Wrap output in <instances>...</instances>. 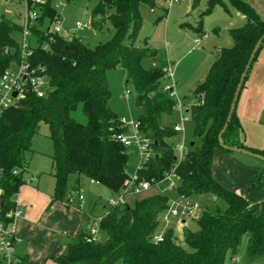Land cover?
<instances>
[{
  "label": "trees",
  "instance_id": "1",
  "mask_svg": "<svg viewBox=\"0 0 264 264\" xmlns=\"http://www.w3.org/2000/svg\"><path fill=\"white\" fill-rule=\"evenodd\" d=\"M155 1L96 0L92 10L96 20L91 25L99 27L108 20L115 33L111 40L94 48L75 37L68 40L54 36L50 40L46 29L58 19L56 9L50 0L40 5L29 2V8L39 14L32 28L36 45L31 64L47 81V92L39 98L28 91L23 99L0 114V167L6 201L3 213L13 209L19 189L26 183L23 177L26 154L31 152V141L40 134L42 123L48 126V138L53 145L49 172L55 180L52 203L69 205L72 193L79 192L83 179L116 195L135 172L154 186L168 174L179 177L171 192L173 197L157 189L154 195L135 200L132 206L127 202L110 208L99 223L105 240L93 241L88 234L79 232L64 252L53 259L54 264H233L227 258L233 260L245 237L244 264L264 259V199L256 208L248 201L249 195L263 189L264 170L254 178L245 196L223 187L211 171L215 150L231 153L220 147L218 135L251 52L264 36V21L245 1L227 0L244 17L245 24L229 31L233 46L216 52L205 79L194 90L199 103L186 111L193 123V146L179 161L175 148L167 143L178 133L160 123L161 116H171L178 104L163 88L170 64L165 56L147 46V39L144 46L136 45L143 26L140 10L143 6L154 7ZM203 2L205 10L201 16L209 14L215 4L223 3L193 0L192 9H198ZM167 14L168 10L163 9L155 24ZM21 31V24L0 12V76L19 60V54L12 55L10 51L18 49L14 36ZM44 45L47 50H43ZM150 59L156 65L145 67L144 62ZM116 67L126 71V84L135 88V105L141 110L137 119L140 132L153 142L155 157L141 170H136L137 157L113 138L123 132L121 120L108 104L106 73ZM222 142L264 156V150L248 148L241 141L235 112ZM199 195H211L224 207L201 208L198 230L184 231L186 247L178 243L171 228L163 229L161 241H154L169 200ZM19 264L33 263L21 258Z\"/></svg>",
  "mask_w": 264,
  "mask_h": 264
},
{
  "label": "rangeland",
  "instance_id": "2",
  "mask_svg": "<svg viewBox=\"0 0 264 264\" xmlns=\"http://www.w3.org/2000/svg\"><path fill=\"white\" fill-rule=\"evenodd\" d=\"M166 1L156 0L154 7L143 6L141 8L140 12L143 18V26L139 32L136 45L144 46V40L147 39L148 47L168 57L171 62L169 68L173 74L172 78L164 81L172 86L173 94L178 104L174 108L171 116H161L160 123L163 127H173L182 124V116L187 118V121L183 123L184 131L167 140L169 145L176 148L175 155L179 157L177 146L183 144L187 151L193 142V123L186 111L190 106L199 103V100L194 95V90L199 82H202L205 78L209 66L214 61L216 50L233 46V39L229 31L242 27L245 24V20H243L241 14L227 0H222V4H215L211 12L204 16H201V13L205 10V2L198 9L193 10V0H172L171 4L170 1L168 4ZM243 1L248 3L264 21V0ZM50 4L58 13V22L63 33H69L71 37L81 40L89 48H94L113 38L115 30L108 20L101 23L99 27L91 25L96 20L92 15L96 0H50ZM2 5L3 2H0L1 12H3ZM163 9L168 10L167 16L155 24L157 17L162 16ZM7 16L13 18L17 23L22 24L23 11L20 6L17 9V16H11L10 14H7ZM76 22L86 24L87 27L82 30H76ZM63 33L60 35L61 37L64 36ZM14 38L19 44L22 41V34L16 33ZM29 39L35 45V39L32 34L29 36ZM155 65L156 63L151 59L144 62L145 67H154ZM15 66L16 64L13 63L11 68L14 69ZM257 69H262L260 78L262 76L264 79V45L261 47L256 60L250 68L237 105L242 103L247 88L253 84V78L256 77L255 72ZM106 76L110 90V98L108 101L110 108L121 121H125L126 123L131 121L137 122L141 110L135 105L137 94L134 86L132 84H126V71L122 67H116L108 70ZM44 83L47 84V81L45 80ZM262 87L264 88V80ZM127 91L129 92L128 97H126ZM261 122L264 124V114L262 115ZM259 125L258 128H261L260 131H263V137L255 134L257 141L264 139V125ZM48 134V126L42 123L40 134L34 136L31 141V152L26 154V172L24 173V178L29 180L34 177L32 179L33 183L39 179V189L44 193L51 194L55 182L53 177L49 175L53 145L48 138ZM229 154L264 165V162L247 155L240 153ZM218 166L219 162L214 157L211 165L213 177L226 189L237 192V187H235L236 182L233 180L230 181L226 173L222 172L221 178L217 177L215 169L219 168ZM71 182H73L72 179H70ZM79 190H82V206L84 203L88 204L93 199L92 197L97 196V214L106 212L109 209L107 202L112 194L105 187L83 179L79 185ZM156 192L157 189L153 188L141 195L128 196V204L132 206L135 200L154 195ZM169 196L173 197L171 193ZM214 199L211 195H199L193 197L192 201L197 203L202 209L204 207H224L221 202H216ZM200 215L201 211H198L190 218L181 219L171 217L168 221H165L163 214L160 218V224L156 234L161 235L163 229L167 226L174 231L178 243L186 247L183 242L184 231L186 229L191 232L197 231V220ZM97 237L99 241L105 240V235L101 231H98ZM246 244L247 238L245 237L237 255L233 260L228 257L227 261L233 264H244ZM256 264H264V259H260Z\"/></svg>",
  "mask_w": 264,
  "mask_h": 264
},
{
  "label": "built area",
  "instance_id": "3",
  "mask_svg": "<svg viewBox=\"0 0 264 264\" xmlns=\"http://www.w3.org/2000/svg\"><path fill=\"white\" fill-rule=\"evenodd\" d=\"M30 1L33 4L38 5L45 3V0H0V2H3V12L7 14H10L9 8H12L14 11L16 10L15 15H17V9L19 6L23 11L21 24L22 41L18 44V49H16V52L19 54V60L14 69L10 68L6 70L0 76V114L18 100L23 99L28 91L34 93L39 98H43L47 92V84L44 83L45 78L39 75L37 69L33 68L31 64V59L34 54L33 47L36 43L34 45L29 39V36H31L32 28L36 25L39 19V14L35 10L29 8ZM169 1L171 4L172 0H167L166 3L168 4ZM75 26L76 30H82L87 27L86 24H82L81 22H76ZM46 32V35L49 36L50 40H52V37L54 36L62 35L63 31L59 25L58 19L49 23ZM63 34V38L65 39L70 40L72 38L69 33ZM43 50H47L46 45L43 46ZM172 75L173 74L168 67L165 73V80L171 79ZM163 88L174 96L171 85L164 83ZM14 93H17L16 97H13ZM128 93L129 92L127 91L126 97H128ZM181 120L182 124L173 126L174 131L178 134L184 131L183 123L187 121V118L182 116ZM121 129L123 132L116 134L113 138L137 157L136 170L143 169L155 157L152 140L140 132L138 122L131 121L126 123L125 121H121ZM177 151L179 153L178 160L180 161L186 153L184 145H178ZM18 172L19 171H15L14 174H18ZM178 181L179 177L175 173H171L166 175L163 181L157 182L154 186L152 181L140 177V175L135 172L125 180L122 191L109 198L107 202L108 208L124 206L128 202V196L141 195L155 187L156 189H160L162 193H171ZM3 182L4 173L3 169L0 167V264H19V258L15 256V243L17 237L14 221L23 213L24 207L17 204L14 199L13 204L15 206L13 209L3 213L6 204L4 199L5 187ZM165 183L166 185L163 188H160V186ZM76 199L81 208L83 196L80 192L72 193L69 204ZM201 208L202 207L193 202L191 198H171L169 200V207L164 213V220L168 221L171 217H178L181 219L190 218L193 217L196 212L201 211ZM182 222H184V220H182ZM99 223L100 219H95L92 225L88 227V235L93 241L98 239ZM165 228L169 227L165 226ZM162 233L161 235H156L154 241H161Z\"/></svg>",
  "mask_w": 264,
  "mask_h": 264
},
{
  "label": "crops",
  "instance_id": "4",
  "mask_svg": "<svg viewBox=\"0 0 264 264\" xmlns=\"http://www.w3.org/2000/svg\"><path fill=\"white\" fill-rule=\"evenodd\" d=\"M9 11L11 16H17L16 10L9 8ZM242 18L245 20L243 16ZM166 61L171 64L168 57ZM261 72L262 69L256 70L253 84L247 88L244 100L237 105L235 111L240 125L241 141L248 148L257 150L264 149V146L262 147L264 139L257 141L255 136L259 134L263 137V131L258 128L259 124L264 125L261 122L264 114V88L262 87L264 79L262 76L260 78ZM214 157L218 160L220 168V170L215 169L217 177L221 178L222 174L226 173L230 181L236 182L237 192L244 196L248 194L254 178L264 168L262 164L226 154L220 150H215ZM32 179L34 177L29 180L24 178L26 183L20 187L15 197L17 204L24 207L23 213L14 221L17 237L15 256L19 259L26 258L33 264H54L53 259L64 252L67 244L79 232L88 234V227L93 221L101 219L109 209L97 214V196L92 197L93 199L88 204L84 203L81 208L77 200L69 205L66 202L52 203L55 183L53 192L48 194L39 189V179L35 183ZM79 192L82 193V190ZM263 199L264 187L248 197L250 206L254 208L258 207Z\"/></svg>",
  "mask_w": 264,
  "mask_h": 264
},
{
  "label": "water",
  "instance_id": "5",
  "mask_svg": "<svg viewBox=\"0 0 264 264\" xmlns=\"http://www.w3.org/2000/svg\"><path fill=\"white\" fill-rule=\"evenodd\" d=\"M264 43V36H262L255 44L252 52H251V55L249 57V60L247 62V65L243 71V73L241 74L240 76V80H239V83L237 85V88H236V91L234 93V97H233V100H232V103H231V106H230V110H229V113L227 115V118H226V121H225V124L221 130V132L219 133L218 135V143L220 145V147L225 150V151H229L231 153H240V154H243V155H247V156H250V157H253V158H256L262 162H264V156L260 155V154H256V153H253L247 149H242V148H237V147H230V146H227L225 144H223L222 142V136L224 134V132L227 130L228 128V125L232 119V116L236 110V106H237V103H238V99H239V96H240V93L242 91V87L244 85V82H245V79L248 75V72L250 71V68H251V65L252 63L254 62V59L258 53V51L260 50L261 46L263 45ZM11 54L12 55H15L16 53V49H11ZM17 96V93H14L13 94V97H16ZM190 146H193V143L190 144Z\"/></svg>",
  "mask_w": 264,
  "mask_h": 264
}]
</instances>
